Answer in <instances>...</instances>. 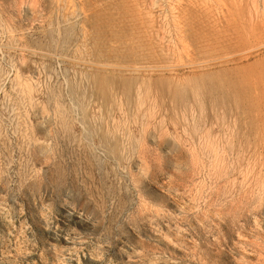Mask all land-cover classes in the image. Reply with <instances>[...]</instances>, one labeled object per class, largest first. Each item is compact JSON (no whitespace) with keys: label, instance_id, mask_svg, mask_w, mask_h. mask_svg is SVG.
I'll return each instance as SVG.
<instances>
[{"label":"rangeland","instance_id":"obj_1","mask_svg":"<svg viewBox=\"0 0 264 264\" xmlns=\"http://www.w3.org/2000/svg\"><path fill=\"white\" fill-rule=\"evenodd\" d=\"M0 264H264V0H0Z\"/></svg>","mask_w":264,"mask_h":264},{"label":"bare ground","instance_id":"obj_2","mask_svg":"<svg viewBox=\"0 0 264 264\" xmlns=\"http://www.w3.org/2000/svg\"><path fill=\"white\" fill-rule=\"evenodd\" d=\"M19 86V85H18Z\"/></svg>","mask_w":264,"mask_h":264}]
</instances>
